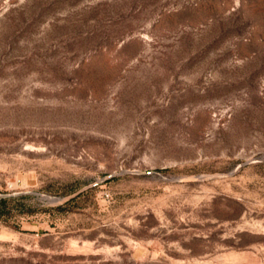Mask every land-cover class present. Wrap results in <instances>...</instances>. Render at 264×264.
Segmentation results:
<instances>
[{
  "label": "rangeland",
  "instance_id": "374dc122",
  "mask_svg": "<svg viewBox=\"0 0 264 264\" xmlns=\"http://www.w3.org/2000/svg\"><path fill=\"white\" fill-rule=\"evenodd\" d=\"M20 195L0 264H264V0H0Z\"/></svg>",
  "mask_w": 264,
  "mask_h": 264
},
{
  "label": "trees",
  "instance_id": "16d2710c",
  "mask_svg": "<svg viewBox=\"0 0 264 264\" xmlns=\"http://www.w3.org/2000/svg\"><path fill=\"white\" fill-rule=\"evenodd\" d=\"M28 195H20V196H8V197H0V215L3 214L4 208L8 201L21 199L27 197Z\"/></svg>",
  "mask_w": 264,
  "mask_h": 264
},
{
  "label": "water",
  "instance_id": "95a60500",
  "mask_svg": "<svg viewBox=\"0 0 264 264\" xmlns=\"http://www.w3.org/2000/svg\"><path fill=\"white\" fill-rule=\"evenodd\" d=\"M52 200L55 201V200H57V199H56V198H53Z\"/></svg>",
  "mask_w": 264,
  "mask_h": 264
}]
</instances>
